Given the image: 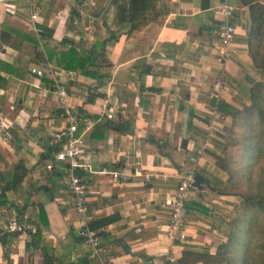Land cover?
<instances>
[{"label":"crops","instance_id":"crops-1","mask_svg":"<svg viewBox=\"0 0 264 264\" xmlns=\"http://www.w3.org/2000/svg\"><path fill=\"white\" fill-rule=\"evenodd\" d=\"M127 1L0 0V39L5 23L36 40L42 30L52 31V45L65 40L89 49L95 41L109 39L105 52L99 46L95 54L96 64H109L101 67L109 78L59 76L69 90L68 104L94 116L82 120L79 134L81 161L95 172L80 167L79 176L87 186L101 256L93 255L79 234L65 163L56 152L45 156L54 135L68 126L54 75L49 69L43 76L33 72L50 61L32 62L33 44L27 38L22 51L0 48L1 76L7 80L0 89V115L13 122L11 138L0 128V195L19 161L29 170L17 190L0 196V232L10 218L22 215L42 234L38 246L29 233L4 232L0 264H174L184 249L214 254L226 241L225 219L241 200L216 188L228 175L213 155L222 151L221 133L231 117H218L211 93L216 82L224 81L230 90L221 99L241 107L248 103L245 93L253 83L264 82L250 53V8L239 0H158V13L168 10L164 22L150 21L131 32V21L122 18ZM221 3L235 9L236 37L225 61L217 38L221 16L215 12ZM33 4L39 9L35 21ZM90 16L96 19L92 34L86 31ZM51 64L58 72H71ZM233 80L243 84L240 91ZM90 92L98 94L93 103ZM110 113L113 118L107 117ZM213 120L218 126L211 131ZM190 155L205 182L188 206L186 240L174 242L166 202L189 167ZM102 168L119 170L122 176L97 173Z\"/></svg>","mask_w":264,"mask_h":264},{"label":"trees","instance_id":"trees-1","mask_svg":"<svg viewBox=\"0 0 264 264\" xmlns=\"http://www.w3.org/2000/svg\"><path fill=\"white\" fill-rule=\"evenodd\" d=\"M157 1H127L122 9V18L124 21H131V32L150 21L164 22L168 10H160L161 12L158 13ZM239 1L250 8V53L256 68L264 72V0ZM151 14L153 15L150 16ZM14 33L17 37L13 36ZM52 36V31L44 29L39 32V40H36L23 35L11 24L5 23L1 30L0 48L2 45H10L22 51L24 50L22 40L27 38L33 44L32 62L37 65L47 59L56 66L67 71H74L81 76L99 80L109 78V74L102 73L101 69L109 64L101 66L95 61V54L100 52L99 46L104 53L109 39L103 40L101 44L95 41L88 49L65 40L58 45H52ZM4 69L3 65L0 66V89L7 85V80L1 76V71ZM6 71L17 74L16 70H9L8 67ZM231 85L238 91L243 86L240 81L236 80L231 81ZM245 94L248 103H243L241 107L222 99L214 100L216 112L223 118L231 117V124L226 126L224 132L221 133L224 140L222 151L213 155L218 165L228 175L227 181L220 183V186L216 188L220 194L232 195L241 200L240 205L235 207L229 219H225L226 241L219 244L214 254L207 251L184 249L181 257L174 264H197L199 262L203 264H264V82L253 83ZM97 96L98 94L90 92L89 103H93ZM78 112L81 129L82 120L94 118V116L87 114L81 108ZM108 126L120 130L118 124L108 123ZM156 142L161 146L159 141ZM60 148L59 144L49 145L45 156H52ZM65 167L69 173V165L65 163ZM13 171V177L1 186L0 196H5L7 191L17 190L29 172L23 161H19ZM75 173L79 175V168H75ZM17 218L20 221L28 220L22 215ZM93 223L92 220V228H94ZM29 234L32 235L33 244L40 246L42 234L39 227L35 233Z\"/></svg>","mask_w":264,"mask_h":264},{"label":"built area","instance_id":"built-area-1","mask_svg":"<svg viewBox=\"0 0 264 264\" xmlns=\"http://www.w3.org/2000/svg\"><path fill=\"white\" fill-rule=\"evenodd\" d=\"M92 4L93 0H89ZM34 5V4H33ZM35 9L32 14V21H35L39 14V9L34 5ZM216 14L221 16V21L217 28V38L220 44L219 54L222 60H226L231 52L232 44L236 37V27L232 22L235 15V9L227 3H221L215 8ZM91 19L90 25L86 28V31L90 34L94 32L96 19ZM45 69L54 75L57 84V96L60 103L64 106L63 118L66 120L68 126L65 131L57 132L52 139V144H59L61 148L56 152V159L69 165V173L66 178V186L72 194L74 202V210L80 218L79 234L81 238L93 249V255L101 256V239L91 227V221L93 219L87 196V186L83 179L75 173V168L87 166L92 172L93 168L90 165L83 163L82 155L84 152L82 136L79 134V114L77 109L68 104L69 90L67 85L60 79V75H67L68 79H74L76 77L75 72L64 73L58 72L50 62L45 61L38 68H34L33 72L39 76L45 75ZM230 90L229 86L224 81H218L213 87L211 96L214 100H220L223 93ZM217 113V112H216ZM219 115V114H218ZM108 118H113L110 113ZM222 118L221 116H218ZM13 122L4 115H0V128L6 131V137L11 138L9 129L12 127ZM218 126L215 120L210 124V130L214 131ZM189 167L180 176V182L177 186L173 197L167 201V205L170 206V224L169 234L174 242H184L187 238L186 223L188 216L187 204L191 202L194 196V182L197 174L196 158L193 155L189 156ZM101 174H109L114 178H120L121 172L119 170H110L102 168L99 172ZM38 230V226L31 221H20L17 217H12L8 220L5 231L8 233L24 234L35 233ZM3 232V233H4ZM0 232V247L2 246V235ZM170 261H175L174 255H170Z\"/></svg>","mask_w":264,"mask_h":264},{"label":"water","instance_id":"water-1","mask_svg":"<svg viewBox=\"0 0 264 264\" xmlns=\"http://www.w3.org/2000/svg\"><path fill=\"white\" fill-rule=\"evenodd\" d=\"M204 182H205L204 176L200 173H197L194 182L195 189L202 190Z\"/></svg>","mask_w":264,"mask_h":264},{"label":"rangeland","instance_id":"rangeland-1","mask_svg":"<svg viewBox=\"0 0 264 264\" xmlns=\"http://www.w3.org/2000/svg\"><path fill=\"white\" fill-rule=\"evenodd\" d=\"M232 213H234V210L232 211ZM232 215V214H231ZM228 219V218H227Z\"/></svg>","mask_w":264,"mask_h":264}]
</instances>
